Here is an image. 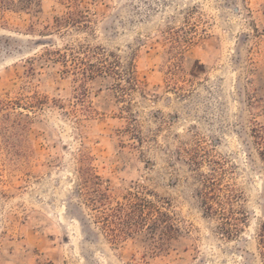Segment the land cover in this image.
<instances>
[{
    "label": "rangeland",
    "instance_id": "rangeland-1",
    "mask_svg": "<svg viewBox=\"0 0 264 264\" xmlns=\"http://www.w3.org/2000/svg\"><path fill=\"white\" fill-rule=\"evenodd\" d=\"M11 2L0 264H264V0ZM211 174L240 195L228 238L198 196ZM99 193L107 208L163 206L180 237L161 251L143 232L114 242Z\"/></svg>",
    "mask_w": 264,
    "mask_h": 264
},
{
    "label": "trees",
    "instance_id": "trees-1",
    "mask_svg": "<svg viewBox=\"0 0 264 264\" xmlns=\"http://www.w3.org/2000/svg\"><path fill=\"white\" fill-rule=\"evenodd\" d=\"M11 0H0L1 7H10ZM57 21V25L60 24ZM93 54L94 51H93ZM54 59L65 67L66 55L61 52H53ZM72 58L79 61V58L72 55ZM82 64V62H80ZM89 71L94 72L95 66H89ZM97 69V68H96ZM85 74L87 70L84 71ZM112 74L120 77L117 69H112ZM97 179V176H95ZM219 178L214 174L203 178L202 189L198 192L201 205L206 215L218 217L221 221L219 232L222 236L231 237L239 232V225L243 222L244 216L233 209L234 203L240 195L228 185H221ZM97 187L98 183L95 184ZM84 186V184H83ZM99 189L96 190L98 192ZM106 197L99 193V198H95L91 203H95V210L100 212L99 219L103 222V227L110 234L111 239L116 242L121 236H130L144 233V238L149 241L148 246L153 250L161 251L170 243L177 242L181 230L174 218L166 211L161 210L163 206L157 205L145 198H135V202H129L125 206L118 204L116 207H106ZM102 207V208H101ZM100 208V209H99ZM99 209V210H98ZM235 214L239 215L236 216ZM259 244L264 248V225L261 227ZM264 256V254H262ZM143 254L142 258H145Z\"/></svg>",
    "mask_w": 264,
    "mask_h": 264
}]
</instances>
